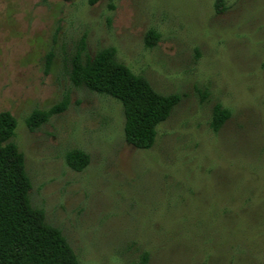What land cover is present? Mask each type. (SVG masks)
<instances>
[{
  "label": "rangeland",
  "instance_id": "rangeland-1",
  "mask_svg": "<svg viewBox=\"0 0 264 264\" xmlns=\"http://www.w3.org/2000/svg\"><path fill=\"white\" fill-rule=\"evenodd\" d=\"M214 3L0 0V111L16 119L31 205L79 264H264V0ZM82 36L88 56L113 46L157 91L181 94L151 147L124 140L118 100L69 80ZM64 92L67 108L29 130L25 116ZM216 103L230 116L214 132ZM70 148L89 154L80 171Z\"/></svg>",
  "mask_w": 264,
  "mask_h": 264
},
{
  "label": "trees",
  "instance_id": "trees-1",
  "mask_svg": "<svg viewBox=\"0 0 264 264\" xmlns=\"http://www.w3.org/2000/svg\"><path fill=\"white\" fill-rule=\"evenodd\" d=\"M45 1V0H42ZM96 0H88L89 4ZM222 0H215L218 10ZM112 7V6H111ZM145 44L152 46L159 33L148 29ZM113 46L102 47L92 55L85 52L82 36L70 59L68 77L73 85H83L91 91L118 100L123 111V137L138 149L151 147L156 126L164 121L180 101V93H161L141 73L133 72L115 57ZM84 54L85 58H82ZM52 51L45 55V70ZM69 95L47 108H34L24 118L29 130H34L52 115L64 111ZM230 116V110L216 103L212 108L209 126L216 132ZM16 119L8 110L0 111V264H79L76 253L61 230L45 220L42 208L29 200L31 181L25 170L24 155L12 140ZM66 164L75 171L89 162V154L80 148H70L64 154ZM147 253L140 264H145Z\"/></svg>",
  "mask_w": 264,
  "mask_h": 264
}]
</instances>
